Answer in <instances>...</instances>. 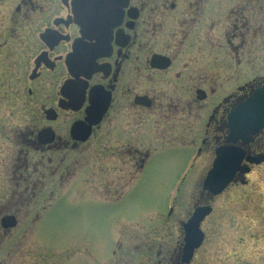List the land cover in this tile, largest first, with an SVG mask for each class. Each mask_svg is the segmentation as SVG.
<instances>
[{
	"label": "flooded vegetation",
	"instance_id": "1",
	"mask_svg": "<svg viewBox=\"0 0 264 264\" xmlns=\"http://www.w3.org/2000/svg\"><path fill=\"white\" fill-rule=\"evenodd\" d=\"M263 10L264 0H0V193L11 195L0 217L18 222L10 201L19 203L22 188L47 194L46 171L72 178L89 144L99 148L96 162L100 152L125 158L136 182L155 156L192 147L185 179L193 171L201 181L190 206L176 192L168 216L181 204L184 218L174 243L159 244L158 264H186L184 225L205 207L203 242L189 264H264V128L231 142L228 122L264 84ZM230 80L240 82L231 93ZM222 148L235 149L240 163L215 196L203 183ZM251 221L249 240L235 236L232 228ZM207 227L220 234L198 261Z\"/></svg>",
	"mask_w": 264,
	"mask_h": 264
},
{
	"label": "rangeland",
	"instance_id": "2",
	"mask_svg": "<svg viewBox=\"0 0 264 264\" xmlns=\"http://www.w3.org/2000/svg\"><path fill=\"white\" fill-rule=\"evenodd\" d=\"M220 4L221 1L216 3ZM215 33L220 40L219 32ZM202 46L200 53L204 55L210 46ZM261 46L264 51L263 40ZM196 48L191 49L195 52ZM201 57L206 59L198 56ZM213 58H221V53L214 51ZM233 67L231 61L229 70H235ZM229 83L231 93L240 82ZM98 149L97 145L89 144L84 152H77L88 157L80 158L77 172L68 181H57V177H50L46 171L43 179L50 191L47 194L45 190L43 194H31L22 188L19 203L11 199L10 209L17 214L18 226L9 231L0 227V264H158L159 244L167 246L179 236L178 220L184 215L179 214L181 204H178L174 215L168 216L172 211L169 199L183 181L182 171L193 148L186 147L171 156H155L137 182L138 175L132 172L125 158L114 162L100 152L96 162ZM94 164L99 167L93 172ZM200 164L197 163V168ZM192 174L193 171L182 185L178 199L182 198L181 203L186 206L193 201V187L201 181L200 173ZM3 180L6 182L0 175V190L4 191ZM10 196L0 193L3 214L8 210L1 204ZM237 196L238 193L229 201L225 195L219 202L233 203ZM247 223L245 227L232 228L237 229L235 236L245 235L247 239L255 232L256 222ZM214 228H206L207 243L199 250L198 261L208 251L209 238L220 234V228L215 231ZM216 256L213 252L211 257L216 259ZM200 261L207 264V257Z\"/></svg>",
	"mask_w": 264,
	"mask_h": 264
},
{
	"label": "water",
	"instance_id": "3",
	"mask_svg": "<svg viewBox=\"0 0 264 264\" xmlns=\"http://www.w3.org/2000/svg\"><path fill=\"white\" fill-rule=\"evenodd\" d=\"M155 59L166 60L155 57ZM167 65V63H166ZM230 125L229 141L235 142L242 139L250 141L251 135L264 128V85L257 89L249 98L236 106L228 117ZM89 138V133L84 140ZM233 148H222L218 151V158L213 170L203 183V188L213 195H219L231 183L240 163L239 153ZM210 213L209 208H199L193 217L184 225L185 245L183 249V262L189 264L196 249L203 242V234L199 229L201 221ZM17 226L15 217H4L1 220L3 229H11Z\"/></svg>",
	"mask_w": 264,
	"mask_h": 264
}]
</instances>
